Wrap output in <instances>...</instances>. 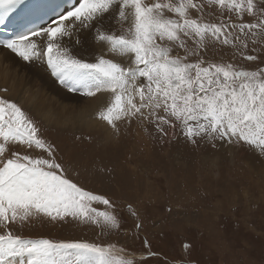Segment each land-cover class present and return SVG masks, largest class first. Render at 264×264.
<instances>
[{
  "label": "snow or ice",
  "instance_id": "6c2138e0",
  "mask_svg": "<svg viewBox=\"0 0 264 264\" xmlns=\"http://www.w3.org/2000/svg\"><path fill=\"white\" fill-rule=\"evenodd\" d=\"M209 3L241 20L246 15L255 18L258 23L239 24L245 37L256 28L264 34V0ZM25 4L26 0H0V23ZM203 8L197 0H76L45 24L24 25V30L0 40V47L25 62L46 63L51 75L70 92L82 91L89 97L112 93L111 103L98 112V118L113 129L119 121L142 117L143 110L149 109L147 115L155 118L157 130L165 136L169 135L165 125L179 127L193 143L203 137L227 138L229 143L248 145L264 154V69L188 62L189 55H200L189 50V39L203 47L210 35L225 45L247 48L240 35L229 39L232 33L225 29L235 24L204 22ZM112 22L120 25V34L111 29ZM90 31L114 56L134 57L133 66L125 67L103 54L95 62L73 55L66 40L81 45ZM173 46L184 49V56H173ZM245 59L255 61L257 57L247 55ZM140 78L146 83L137 85ZM38 132L20 106L0 97V228L5 229L0 233V264H134L116 254L113 245L13 234L11 225L19 222L23 226L41 214L53 220L72 217L101 228H119L115 212L92 207V202H101L111 209V201L73 182L55 158L53 146L39 138ZM13 143L42 149L48 156L13 152L12 158L5 159Z\"/></svg>",
  "mask_w": 264,
  "mask_h": 264
},
{
  "label": "rangeland",
  "instance_id": "374dc122",
  "mask_svg": "<svg viewBox=\"0 0 264 264\" xmlns=\"http://www.w3.org/2000/svg\"><path fill=\"white\" fill-rule=\"evenodd\" d=\"M197 2L204 4V22L235 24L225 31L232 33L229 39L240 35L247 48L225 45L210 35L203 47L189 39V50L200 55H189L188 62L264 69V34L256 28L245 37L238 28L241 22L258 21L247 15L241 20L209 0ZM166 15L176 18L174 13ZM192 16L196 18L195 13ZM127 27L128 22L124 24ZM111 29L120 34V25L113 22ZM235 43L240 45L239 40ZM105 45L99 42V55L133 66L134 57L114 56ZM177 54L184 56V49L173 46L172 55ZM247 55L257 60H246ZM18 74L21 80L16 89L21 87V96L4 88L7 91L0 89V97L21 107L39 129L38 137L53 146L55 158L73 182L111 201V209L101 202H92V207L115 212L119 228H101L72 217L53 220L41 214L23 226L19 222L11 225L14 235L113 245L116 254L134 264H264V154L248 145L229 143L227 138L203 137L193 143L179 127L165 125L169 132L165 136L157 130L155 118L147 115L149 109L143 110L142 117L119 121L113 129L98 118V112L111 103L112 94L104 95L106 101L100 105L97 95L89 97L66 88L76 96L67 106L74 120L57 123L53 107L59 111L61 105H50L59 98L44 75L20 69ZM136 83L146 81L140 78ZM25 93L44 95L45 105L34 107L23 100ZM80 113L84 117L77 119ZM13 152L34 158L48 156L42 149L13 143L4 158H12ZM3 231L0 228V233Z\"/></svg>",
  "mask_w": 264,
  "mask_h": 264
},
{
  "label": "bare ground",
  "instance_id": "6f19581e",
  "mask_svg": "<svg viewBox=\"0 0 264 264\" xmlns=\"http://www.w3.org/2000/svg\"><path fill=\"white\" fill-rule=\"evenodd\" d=\"M107 23L108 22H106V24ZM82 41L83 42L81 45L73 46L70 41L66 40V44L67 46L72 48L73 55L84 58L89 62H95V59L100 55L98 51L99 42L95 41L94 32L91 31L88 32L85 36L82 37ZM103 48L105 50H108L107 45L103 46ZM19 69L27 71L29 73L38 72L44 75L48 87L52 89L55 95H57L59 98V100L50 102V105H52V107L54 104L61 105L59 111H56L55 108L53 107V112L55 113V115L52 114V117L54 118L55 122L61 123L62 119L74 120L73 115L70 112H68L69 110L67 109V106L69 101L75 99L76 96L69 94L67 89L63 85H61L54 76L51 75V71L47 67L46 63L40 61H34L32 63L27 64V62L15 56V54L11 53L9 50H5L3 47H0V89L8 88L12 92H15L17 95L21 96L20 90H18L21 87L18 85L16 89V85H17L16 83L21 80V76L18 74ZM111 94L112 93L107 91L97 93V98H96L97 104L100 105L104 104L106 101L105 97L108 98L110 97ZM23 100L24 101L27 100V102L33 104L34 107L45 105L44 95L25 93L23 95ZM83 113L85 114L84 110ZM83 117L84 115L80 113L79 116H77V119Z\"/></svg>",
  "mask_w": 264,
  "mask_h": 264
}]
</instances>
